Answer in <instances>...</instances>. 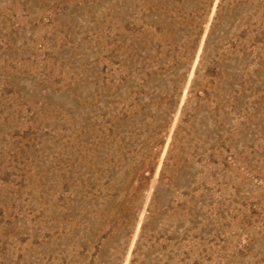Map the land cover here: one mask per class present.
I'll return each instance as SVG.
<instances>
[{
	"label": "rangeland",
	"instance_id": "rangeland-1",
	"mask_svg": "<svg viewBox=\"0 0 264 264\" xmlns=\"http://www.w3.org/2000/svg\"><path fill=\"white\" fill-rule=\"evenodd\" d=\"M0 264H264V0H0Z\"/></svg>",
	"mask_w": 264,
	"mask_h": 264
}]
</instances>
